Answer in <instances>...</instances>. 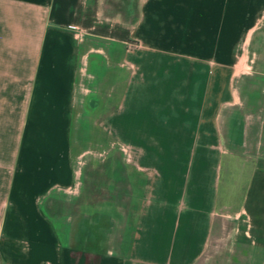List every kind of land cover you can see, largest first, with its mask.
Instances as JSON below:
<instances>
[{"label":"crops","instance_id":"obj_1","mask_svg":"<svg viewBox=\"0 0 264 264\" xmlns=\"http://www.w3.org/2000/svg\"><path fill=\"white\" fill-rule=\"evenodd\" d=\"M100 4L0 0V264H264V0ZM88 214L111 247L73 243Z\"/></svg>","mask_w":264,"mask_h":264},{"label":"rangeland","instance_id":"obj_2","mask_svg":"<svg viewBox=\"0 0 264 264\" xmlns=\"http://www.w3.org/2000/svg\"><path fill=\"white\" fill-rule=\"evenodd\" d=\"M139 0H101V17L105 20H111L108 16H119L120 21L127 23L132 20L137 12ZM264 23V17L261 19ZM100 150H94L91 154H100ZM110 154V148H105L102 154ZM54 198V199H52ZM46 201L48 212L57 217L65 211V202L62 196L52 197ZM82 225V229L75 228L73 231V243L88 248L106 249L111 247L118 237L117 229L111 226V217L108 215L88 214L85 216L74 215ZM230 231V224H227L223 236H227ZM242 247L235 243H227L224 240L210 243L205 253L199 258L196 264H260L262 259L243 260ZM264 261V260H263Z\"/></svg>","mask_w":264,"mask_h":264}]
</instances>
